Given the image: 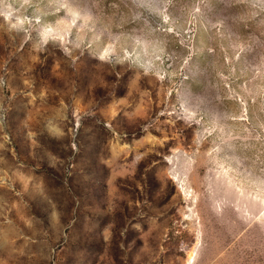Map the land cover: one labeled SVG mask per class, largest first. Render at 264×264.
<instances>
[{
    "label": "rangeland",
    "instance_id": "374dc122",
    "mask_svg": "<svg viewBox=\"0 0 264 264\" xmlns=\"http://www.w3.org/2000/svg\"><path fill=\"white\" fill-rule=\"evenodd\" d=\"M0 264H264V0H0Z\"/></svg>",
    "mask_w": 264,
    "mask_h": 264
}]
</instances>
